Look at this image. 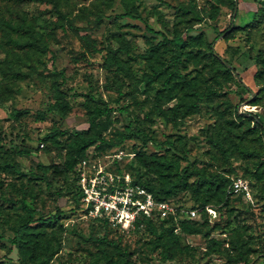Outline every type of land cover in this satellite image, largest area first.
I'll return each mask as SVG.
<instances>
[{
	"label": "rangeland",
	"instance_id": "374dc122",
	"mask_svg": "<svg viewBox=\"0 0 264 264\" xmlns=\"http://www.w3.org/2000/svg\"><path fill=\"white\" fill-rule=\"evenodd\" d=\"M232 1L125 0L138 15L132 18L122 15L126 11L122 0H0V12L14 26L25 16L34 27L33 34L23 27L0 28V41L7 49V53L0 49V67L6 71L0 70V264H21L11 238L28 219V208L34 210L33 217L61 211L52 226L35 228L43 230L46 242L57 249L44 264H241L240 255L253 259L249 264H264V176L260 173L264 132L260 138L245 124L234 127L232 123L237 109L261 115L264 125V0H236L235 23L240 28L232 38L214 41L215 51L230 60L239 77L232 74L227 80L213 70L203 47L194 46V54L184 57L181 73L198 80L201 88L212 86L220 93L203 102L199 112L168 120L156 112L155 104L166 102L165 108L172 107L183 90H174L172 99L160 97L163 78L149 84L143 79L151 72L143 53L161 39L154 31L172 37L175 25L181 32L191 25L188 33H202L211 41L230 23ZM32 36L34 46L18 44ZM121 44L127 50L117 49ZM109 53L121 61L110 71L103 66ZM169 55L170 51H160L163 65H169ZM64 101L68 108L59 107ZM93 101L112 107L104 131L107 137L132 120L159 140L153 143L136 135L113 146L122 150L113 165L119 172L157 184L159 175L143 164L141 155L161 154L179 159L182 167L189 163L187 168L205 175L220 172L229 177L208 203L215 216L202 208L190 188L178 192L180 203L197 205L201 216L194 219L200 231L179 234L172 259H161L163 246L154 248L153 235L147 231L135 229L120 238L109 233L108 239L120 241L122 249L102 243L104 228L85 215L76 201L69 168L44 173L38 166L64 162L73 135L88 126L86 104ZM55 104L62 115L50 110ZM12 108L27 112L15 119ZM217 127L227 135L225 152L209 140ZM53 130L55 135L44 140ZM165 139L170 142L162 143ZM24 149L30 152L20 153ZM237 177L248 183L250 197L228 191ZM38 253L40 248L29 264H35Z\"/></svg>",
	"mask_w": 264,
	"mask_h": 264
},
{
	"label": "trees",
	"instance_id": "16d2710c",
	"mask_svg": "<svg viewBox=\"0 0 264 264\" xmlns=\"http://www.w3.org/2000/svg\"><path fill=\"white\" fill-rule=\"evenodd\" d=\"M25 1H33V0H25ZM41 2H48L49 0H38ZM126 11L122 13L123 16H129L132 18H137L138 15L132 13V11L127 7V3L125 0H122ZM179 8L178 6L176 7ZM60 13V11H59ZM237 13V2L236 0L232 1L231 7V21L227 27L221 29L215 38L211 41H208L202 33H198L192 35L188 33V30L191 28V25H187L185 29L181 32L178 31L176 25L173 30V36L168 37L167 35L154 31L161 35V39H159L156 43L151 44L147 47L143 56L147 58L151 63V72L145 73L143 79L147 84L153 81H157L160 78L162 82L158 87V91L160 92L159 96L163 97L167 96L168 99H172L176 97L174 90L181 89L182 93L178 96L176 103L172 107L165 108L163 103H156V112L158 114L164 115L168 120H174L178 116H186L189 114L197 113L200 111L201 104L208 100H211L214 95L220 94L216 88L212 86H206L204 88L200 87V82L196 79L192 81L187 79L184 74L181 73V66H185L184 57L191 56L194 54L195 50L192 48L194 46L203 47L205 49V56L210 59L213 64L216 72H218L221 76H224L225 79H229L232 74H237L235 68L231 65V62L226 57L221 56L214 49V41L218 37L228 40L234 36L235 31L240 28V25L235 23ZM60 15H63L60 13ZM100 17H98L99 19ZM71 27V23L68 22ZM63 26V24H62ZM27 28L30 33L33 34L34 27L32 24L26 19V17H20V21L17 23V26L11 22L9 17H6L4 13L0 12V28L2 30L15 29V28ZM153 32V31H152ZM8 34V33H6ZM36 38L32 36L31 39H25L23 42H20L21 46H34ZM0 49L7 53V49L3 43L0 41ZM120 50H127V46L125 44H121L117 47ZM170 51L169 55V65H163L160 61V51ZM6 63L9 65V61L5 59ZM120 58L115 53H109L103 59V66L107 70H113L114 65H119ZM264 63V62H263ZM10 66V65H9ZM118 68V67H117ZM0 70L6 73L4 67H0ZM142 79V80H143ZM114 89H118V87H113ZM251 94H255L256 92L250 91ZM257 97V96H256ZM94 100V99H93ZM94 102V101H93ZM60 108H68L69 105L64 102L58 103ZM52 111L62 115L60 108L57 105H52L50 107ZM86 118L88 121V126L85 129L77 131L71 141L67 145L68 155L65 158L63 163H58L56 165H38L44 173L57 169L59 172L64 171L65 168H69V171L72 174V179L74 181V190H75V199L78 204H81L80 201V191L77 185V172L76 166L78 162L84 158L88 152L90 146L93 145L92 151L96 155H102L106 151H109L113 148V146H117L121 144L125 139L133 138L136 135H143L153 143H159V140L153 136L146 133L143 129L137 128L132 120H130L122 129H116L113 137H107L104 134L109 127L111 122L110 114L112 112V107H109L106 103L102 102H94L86 104ZM27 109L25 108H12L10 110V115L15 118H21ZM42 115V113H39ZM234 115L236 117L235 121H232L234 127L240 126L241 124L246 125V129L254 132L261 138V133L264 132V125L262 123L261 115L247 112H239L237 109H234ZM252 126V127H251ZM56 130L48 133L44 140H47L49 137L54 136ZM227 138L226 133H222L220 128H215V133L209 135L210 142L222 149L225 152L224 142ZM168 139L162 141V143H169ZM180 151V148H177ZM29 149H24L20 151V153L28 154ZM248 153V150H246ZM143 164L147 166L149 169L153 170V172L157 173L160 177L159 183H145L140 181L139 179H133L135 182L140 183L142 186L146 187L150 190L156 198L159 199H175L176 202L180 203L178 198V192L181 190H186L190 188L193 192L197 194L195 200L199 201L202 205V208L205 209L206 205L211 202L213 197H215L219 191L222 190L223 182H229V177L223 173L215 172L213 175H205L202 172L194 169L187 168V166L182 167L180 165L179 159H173L168 155L161 154H153V155H145L142 154ZM263 167L260 169V173L264 176V160L262 161ZM191 177H194L192 180ZM221 188V189H220ZM25 206V204L23 203ZM180 205H185L187 207L196 208L197 205L191 202L188 206L184 203H180ZM204 205V206H203ZM29 216L25 223H22L17 228L14 229V235L11 238L12 246L11 248L15 250L17 258L20 260L21 264H29L31 261V255L38 251L40 248L41 253L36 254L37 261L35 264H44L46 263L52 255L57 251L55 247L46 242L45 237L43 236V230L35 228H39L40 226H52L53 222L58 218L61 214V211L57 209L54 213L48 214L46 216H38L33 217L34 210L29 209ZM201 213L198 212V218H200ZM209 216V215H208ZM94 219V218H93ZM101 223L104 228V235L100 238V241L103 243L106 242L110 245H114L119 249H122L120 241H116L114 239H108L109 233H115L116 238H120L123 234L128 233L122 231L118 228L112 227L107 224L106 221L102 219H94ZM206 220V219H205ZM203 222V221H202ZM178 227V230L175 231V228ZM137 231H147L153 235L151 242L154 248L159 246H163L161 250V259L168 260L172 259L174 256V251L177 247L178 237L181 233H197L200 231L199 224L194 218H183L178 221L174 220L173 216H170L163 220H147L145 225L142 227L135 228ZM133 229L132 231H134ZM214 239H211L209 245L212 246ZM240 249V246L238 247ZM126 256H129V253L123 250L122 251ZM242 259L241 264H248L253 259H247L240 255ZM237 259L231 258V261H236Z\"/></svg>",
	"mask_w": 264,
	"mask_h": 264
},
{
	"label": "built area",
	"instance_id": "2783aa9c",
	"mask_svg": "<svg viewBox=\"0 0 264 264\" xmlns=\"http://www.w3.org/2000/svg\"><path fill=\"white\" fill-rule=\"evenodd\" d=\"M109 151L113 152L102 155L87 152L76 166L77 185L85 215L102 219L125 232L144 226L147 220L159 221L173 216L178 221L198 216L197 208L180 205L172 198H156L129 174L119 172L113 165L122 150L116 147ZM228 191L250 197V187L240 177L232 179ZM205 208L210 216H215L216 210L212 206L206 205ZM177 230L178 227L175 228Z\"/></svg>",
	"mask_w": 264,
	"mask_h": 264
},
{
	"label": "water",
	"instance_id": "95a60500",
	"mask_svg": "<svg viewBox=\"0 0 264 264\" xmlns=\"http://www.w3.org/2000/svg\"><path fill=\"white\" fill-rule=\"evenodd\" d=\"M252 261H253V260H252ZM252 261H250V262H252ZM250 262H249V263H250ZM249 263H248V264H249Z\"/></svg>",
	"mask_w": 264,
	"mask_h": 264
}]
</instances>
